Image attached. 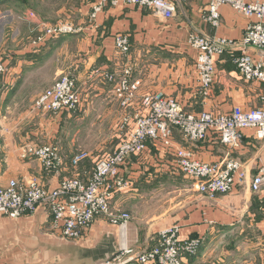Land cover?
Returning a JSON list of instances; mask_svg holds the SVG:
<instances>
[{"label":"crops","instance_id":"1","mask_svg":"<svg viewBox=\"0 0 264 264\" xmlns=\"http://www.w3.org/2000/svg\"><path fill=\"white\" fill-rule=\"evenodd\" d=\"M173 2L176 13L172 19L158 17L147 8L119 2L109 4L93 22L90 0H84L74 8L77 23L71 21L82 30L62 37H69V40L53 38L34 45L32 38L37 32L29 29L32 23L22 21L29 25L21 33L28 36L27 47L16 45L17 35L14 37L15 31L11 32V22L3 24L5 29L10 28L11 38L8 36V39L14 44L13 54L17 59L10 67V74L0 78V139L3 145L0 184L10 179L25 181L36 177L45 186L54 188L65 176L77 174L83 180L89 179L95 158L73 167L72 157L82 150L98 149L105 139H98L97 133L103 126L116 130L124 114L113 93V85L104 79L106 71L122 73L131 65L133 77L142 80L141 93L163 91L177 98L185 110L192 113L214 110L227 113L237 107L249 110L262 105L264 84L242 79L233 61L236 49H227L216 57L217 75L209 97L200 92L194 73L197 50L189 42L192 31L238 43L243 38L247 21L225 5L221 8L222 25L215 30L205 20L209 0ZM118 33L129 36L132 46L128 58H122L115 47L114 37ZM251 53L255 59L261 58L256 49ZM67 71H71L78 86L87 91L80 110L76 114L64 112L48 116V121L45 114L31 113L30 105L37 96ZM37 118L40 126L32 125L31 128L30 122ZM67 123H85L88 140L79 142L78 131L69 140L65 133ZM175 140L177 145L185 143L179 131L175 132ZM27 141L39 145L55 143L60 147L65 166L59 175L48 173L35 157L19 159L17 148ZM193 148L196 157L206 162H221L226 158L240 161L247 170V182L236 184L229 192L213 198L198 189L192 195H185L189 202L187 208L174 213L165 224H159L156 234L163 227L177 224L181 240L200 241L195 253L188 255L183 264H264V191L255 193L250 189V181L264 158V138H259L254 129H244L241 145L236 150H229L214 137L196 143ZM148 150L144 157L129 160L126 167L129 175H138L141 179L144 174L140 171L146 166L151 168L152 179H158L159 175L164 177L161 174L169 178L182 175L170 171L172 153L164 152L159 142H150ZM188 180L196 185L194 180ZM119 200L118 192L113 198L114 205L118 206ZM125 237L137 252L156 242V239L151 243L147 240L140 248L136 244L140 238L137 233L128 228L122 231L105 216L95 219L84 231L82 240H69L53 226L49 209L42 206L37 212L16 219L0 216V264H97L118 251Z\"/></svg>","mask_w":264,"mask_h":264},{"label":"built area","instance_id":"2","mask_svg":"<svg viewBox=\"0 0 264 264\" xmlns=\"http://www.w3.org/2000/svg\"><path fill=\"white\" fill-rule=\"evenodd\" d=\"M119 2L147 8L167 20L176 13L173 0H90V19L94 22L109 4ZM225 5L247 21L240 42L197 31H192L189 38L191 46L197 50L194 73L205 97L210 96L214 87L216 57L227 49L238 50H234L233 61L244 81L264 84V0H209L205 20L215 30L222 25L221 8ZM19 19L36 24L34 31H38L39 36L33 40L34 45L82 30L70 20L49 23L31 12L23 13ZM114 43L120 56L128 58L132 46L129 36L118 33ZM254 49L261 58L255 59L251 53ZM9 67L3 54L0 55V78L10 74ZM104 79L113 85V93L124 109L120 129L128 133L117 149L95 160L88 180L74 174L63 177L54 188L45 186L36 177L25 181L10 179L0 184V216L16 219L33 214L43 206L49 209L53 226L61 230L64 238L80 241L96 217L109 212L115 194L131 187L132 180L125 168L131 155L142 158L147 154L149 142H159L164 152L169 150L173 156L171 171L194 180L197 189L209 197L227 193L236 184L247 182V170L240 161L232 158L215 163L203 161L196 157L191 146L177 145L174 133L179 131L189 144L214 137L229 150H236L241 145L244 129H254L259 138H264V96L261 106L249 110L237 107L227 113L215 110L192 113L185 110L177 98L163 91L141 93L142 80L133 77L131 65L122 73L106 71ZM82 90L72 72L64 73L36 98L30 112L35 115L72 113L83 103ZM2 150L0 147V152ZM17 154L20 160L37 158L48 172L60 173L65 166L61 149L55 143H24L17 148ZM90 156L89 151H79L72 157L71 165L77 167ZM250 189L255 193L264 191V158L250 181ZM113 216L112 221L126 231L130 214L121 211ZM199 243L198 239L181 240L180 227L173 224L159 231L158 239L150 248L134 252L123 243L118 251L97 264H183L188 255L195 253Z\"/></svg>","mask_w":264,"mask_h":264},{"label":"rangeland","instance_id":"3","mask_svg":"<svg viewBox=\"0 0 264 264\" xmlns=\"http://www.w3.org/2000/svg\"><path fill=\"white\" fill-rule=\"evenodd\" d=\"M82 3H84V0H8V1L0 0V55L3 54L7 65H9L10 67L11 65L13 66V62L15 61V59H17L15 54H13L14 44L11 39L10 40L8 39L9 38L8 36H10L11 38V32L13 33L15 31L13 34L14 37L15 35H17L16 42L18 43H16V45L23 44L24 46L27 47L29 44L27 38L28 36L21 34L22 31H25V29H28L29 27L27 23L25 22L23 23L19 19L20 16L23 15V13L26 12L35 13L39 18L49 23H57L62 20H70V21L75 20L74 22L77 23L78 20H76L75 17L76 11L74 10V8L76 6H80ZM10 22L12 23L11 30H13L11 32L9 27L5 29V26L3 25V24L6 25ZM35 28H36V24L32 23V26L29 29H35ZM32 31L33 30H31L30 32ZM35 32L37 33H35V36L32 38L33 40H35L39 36V32L38 31ZM62 37L63 36L57 39L61 41L69 40V37L67 39H65V37L64 38ZM67 72H71V71H67ZM64 73H62L61 75H63ZM41 94L42 93H40L39 95ZM86 94L87 91L83 89L82 90L83 101ZM33 103L30 105V108L32 107ZM80 108L75 110L74 111L75 113L74 112L72 113L76 114L77 111L80 110ZM122 111H124V109H122ZM45 115L43 116H45L48 121L47 117L54 116L55 113L47 112L45 113ZM39 122H40L39 118L34 119V121L30 122L29 126H31V128L32 125L36 127L40 126ZM99 124L102 123L100 122ZM120 125H121V121L118 122V126L116 127V130H114L113 128L111 129V126H106L107 129L104 126L102 127L103 130L97 133L98 139L100 138L105 140L99 145L98 149L96 148H94V150L92 149V151L94 152L89 151L91 155L90 158H95V160H98V158L103 157L104 155L111 154L117 149L120 141L128 133L127 130L122 131L120 129ZM77 131L79 133V135H77V139H79L78 141L79 142L82 141L85 143V141L88 140V137L86 136L87 133L85 132V123H82L81 125L80 124L69 125L67 123L65 133H66V137H70L69 140H71L72 137H75ZM174 137H175V133H174ZM174 142L176 143L175 138H174ZM42 145H46V144H42ZM182 145L185 146L189 145L192 147V149H194L193 145H195V143L189 144L185 142ZM0 147L3 148L1 139H0ZM82 151H87V150H82ZM165 152L170 153L169 150H166ZM135 157L137 156L131 155L129 159ZM168 168L171 171V166H168ZM128 169L129 168H125L126 170L125 173H127L126 174L127 176L129 175ZM150 169L151 168H148L147 166L141 169L140 171L141 174H144L141 177V179H139L140 176L138 175L136 177H134L133 175H129L132 180V181L130 180L132 183L131 187L123 191L124 193L126 192L125 195H123L122 192H119L120 200L118 201V206L114 205L112 201L109 212L98 216V217L105 216L111 219L112 217L113 218L115 217L113 215L119 214V212L121 211L128 212L130 214V217L128 220L127 228L128 230L131 229V231L139 235L140 237L138 239L139 242L137 241L136 244H139L140 248L144 246V243L147 244V240H150L151 243L153 240L158 239V233L156 234L155 228H158L159 224H165V221L168 220L174 213L180 211L182 208H187L189 202L185 200L186 196H189V194L192 195L197 189L196 185L191 183L190 180H188L190 178L185 179L183 178L184 177L183 175H173L169 178L165 174H161V176L164 175V177H160L159 175L160 178L158 177V179L157 178L152 179L151 176L149 175V173H151ZM48 173H53V172L49 171ZM158 173H164V171H159ZM54 174L59 175L60 173H54ZM98 217H96V219ZM162 229H164V227ZM123 243L124 245L126 244L128 247L130 246L129 248H131V245L130 243L127 242L126 237L123 238L122 244ZM133 251L135 252L134 249Z\"/></svg>","mask_w":264,"mask_h":264}]
</instances>
